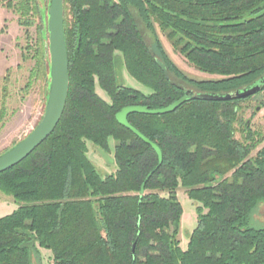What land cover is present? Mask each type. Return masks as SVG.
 <instances>
[{
  "label": "trees",
  "instance_id": "1",
  "mask_svg": "<svg viewBox=\"0 0 264 264\" xmlns=\"http://www.w3.org/2000/svg\"><path fill=\"white\" fill-rule=\"evenodd\" d=\"M0 4L21 26H37L35 72L49 81V94L41 1ZM64 10L66 107L54 132L0 173V192L18 204L0 217V264H42L41 249L51 252L46 264H264V224L254 223L264 203V133L241 115L244 101L264 100V0H65ZM157 26L194 68L220 78H189L168 56ZM122 68L151 92L123 83ZM184 84L220 94L257 84L261 90L229 100L189 98L166 114H130V124L162 150L160 163L116 114L196 94ZM111 139L116 170L103 175L88 141L109 152ZM180 186L200 205L186 248Z\"/></svg>",
  "mask_w": 264,
  "mask_h": 264
},
{
  "label": "rangeland",
  "instance_id": "2",
  "mask_svg": "<svg viewBox=\"0 0 264 264\" xmlns=\"http://www.w3.org/2000/svg\"><path fill=\"white\" fill-rule=\"evenodd\" d=\"M43 10V36L49 42L48 8L50 0H40ZM37 23L39 20L37 19ZM161 42L175 65L189 78L195 80H209L220 78L194 68L187 59L174 50L166 35L157 26ZM149 44L153 36L143 30ZM39 31L37 26L24 27L18 22V15L0 4V155L11 149L24 139L41 120L47 103L48 83L42 75H36L35 44ZM33 69V70H32ZM31 71L33 74H31ZM174 80L176 77L172 76ZM121 80L126 85L150 93L151 89L135 80L125 68L121 70ZM185 87L193 93L200 92L187 84ZM96 90L100 96L110 101L107 93L97 83ZM203 92V91H202ZM205 92V91H204ZM241 115L244 120H251L253 129H260L264 133V100L263 94H258L242 104ZM236 137L241 133L237 131ZM115 141L110 140V151L88 141V156L103 174L116 170L114 161ZM178 198L183 206L179 238L181 246L187 247L191 232L197 226L198 202L192 200L184 187L180 186ZM18 207L12 196L0 192V217L13 212ZM255 225L264 224V203L260 204L254 214ZM41 263L51 262V252L41 249ZM37 264H40L39 262Z\"/></svg>",
  "mask_w": 264,
  "mask_h": 264
},
{
  "label": "water",
  "instance_id": "3",
  "mask_svg": "<svg viewBox=\"0 0 264 264\" xmlns=\"http://www.w3.org/2000/svg\"><path fill=\"white\" fill-rule=\"evenodd\" d=\"M65 0H50L48 8L49 53L51 83L48 100L44 114L36 127L15 146L0 155V173L16 166L28 157L41 143H43L55 130L60 122L67 103L69 91V56L65 37ZM167 77L169 71L162 61H158ZM264 84V80H263ZM261 90L257 84L232 93L198 92L193 95L186 94L172 104L158 109H150L146 106H127L116 114L117 121L149 143L156 151L159 162H163V153L160 147L144 136L138 129L132 126L128 116L132 113L160 115L174 112L189 98L203 100H229L231 98H246Z\"/></svg>",
  "mask_w": 264,
  "mask_h": 264
}]
</instances>
